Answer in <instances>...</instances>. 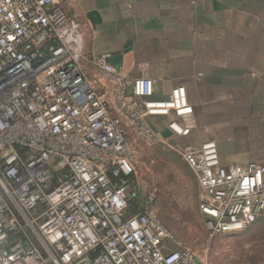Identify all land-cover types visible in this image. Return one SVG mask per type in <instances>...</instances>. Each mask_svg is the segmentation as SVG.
<instances>
[{
    "label": "built area",
    "instance_id": "2783aa9c",
    "mask_svg": "<svg viewBox=\"0 0 264 264\" xmlns=\"http://www.w3.org/2000/svg\"><path fill=\"white\" fill-rule=\"evenodd\" d=\"M78 15L59 0H0V264H206L177 245L153 195L135 212L133 147L124 121L150 136L167 119L187 137L183 85L154 95L155 78L127 81L110 53L84 66ZM176 151L194 172L210 235L264 216V166H224L214 140Z\"/></svg>",
    "mask_w": 264,
    "mask_h": 264
},
{
    "label": "crops",
    "instance_id": "0c3cea01",
    "mask_svg": "<svg viewBox=\"0 0 264 264\" xmlns=\"http://www.w3.org/2000/svg\"><path fill=\"white\" fill-rule=\"evenodd\" d=\"M61 1L78 15L87 69L110 53L121 56L117 70L127 81L158 79L157 97L183 85L191 112L181 145L212 139L222 165L264 166V0ZM151 120L159 136H172L166 118Z\"/></svg>",
    "mask_w": 264,
    "mask_h": 264
},
{
    "label": "rangeland",
    "instance_id": "374dc122",
    "mask_svg": "<svg viewBox=\"0 0 264 264\" xmlns=\"http://www.w3.org/2000/svg\"><path fill=\"white\" fill-rule=\"evenodd\" d=\"M96 68L92 65L88 72ZM158 123L147 121L152 131ZM124 128L133 147L137 202L153 195L158 217L178 246L191 249L206 264H264V218L240 232L212 236L206 230L199 210L204 196L194 172L176 151L185 139L158 133L147 137L127 121Z\"/></svg>",
    "mask_w": 264,
    "mask_h": 264
},
{
    "label": "water",
    "instance_id": "95a60500",
    "mask_svg": "<svg viewBox=\"0 0 264 264\" xmlns=\"http://www.w3.org/2000/svg\"><path fill=\"white\" fill-rule=\"evenodd\" d=\"M86 16L88 19L91 21V23L95 24L99 22L100 17L96 11H89L87 12ZM121 61V56L120 55H114L110 60V64L115 67L116 69L119 67Z\"/></svg>",
    "mask_w": 264,
    "mask_h": 264
},
{
    "label": "trees",
    "instance_id": "16d2710c",
    "mask_svg": "<svg viewBox=\"0 0 264 264\" xmlns=\"http://www.w3.org/2000/svg\"><path fill=\"white\" fill-rule=\"evenodd\" d=\"M137 198H138V196L137 197L135 196L134 199L132 200V202L130 203L129 211L132 213L135 212L141 205L137 202V200H138Z\"/></svg>",
    "mask_w": 264,
    "mask_h": 264
}]
</instances>
